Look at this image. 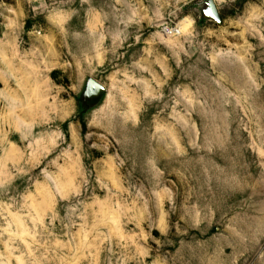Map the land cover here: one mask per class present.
Masks as SVG:
<instances>
[{"label": "rangeland", "instance_id": "rangeland-1", "mask_svg": "<svg viewBox=\"0 0 264 264\" xmlns=\"http://www.w3.org/2000/svg\"><path fill=\"white\" fill-rule=\"evenodd\" d=\"M0 264H264V0H0Z\"/></svg>", "mask_w": 264, "mask_h": 264}, {"label": "water", "instance_id": "water-1", "mask_svg": "<svg viewBox=\"0 0 264 264\" xmlns=\"http://www.w3.org/2000/svg\"><path fill=\"white\" fill-rule=\"evenodd\" d=\"M212 12H213L215 19L219 20L217 10L214 8ZM103 92H104V88L99 83H97L94 80L89 81L88 87H87V93H86L87 98H93Z\"/></svg>", "mask_w": 264, "mask_h": 264}]
</instances>
